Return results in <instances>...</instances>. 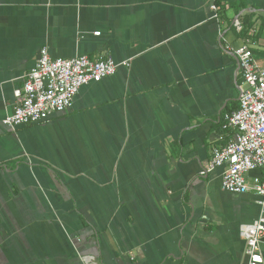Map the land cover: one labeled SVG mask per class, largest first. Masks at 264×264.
Returning <instances> with one entry per match:
<instances>
[{"label":"crops","instance_id":"crops-1","mask_svg":"<svg viewBox=\"0 0 264 264\" xmlns=\"http://www.w3.org/2000/svg\"><path fill=\"white\" fill-rule=\"evenodd\" d=\"M244 44L264 65V0H0V264H248L264 197L202 174L235 132ZM44 47L131 65L12 128Z\"/></svg>","mask_w":264,"mask_h":264},{"label":"built area","instance_id":"built-area-1","mask_svg":"<svg viewBox=\"0 0 264 264\" xmlns=\"http://www.w3.org/2000/svg\"><path fill=\"white\" fill-rule=\"evenodd\" d=\"M233 52L239 59L245 83L241 89L240 107L225 114L226 127L235 132L225 146L214 149L213 159L202 174L225 165V190L235 194L255 192L264 197V65L255 59L247 44ZM122 65L130 66L131 63L129 60L117 62L105 56L92 59L86 54L55 58L44 47L35 66L26 75L24 87L15 91L18 103L4 123L12 128L45 123L71 109L85 85L112 76ZM254 170L261 174L249 182L247 173ZM242 236L247 243L248 264H262L264 216L244 226Z\"/></svg>","mask_w":264,"mask_h":264}]
</instances>
